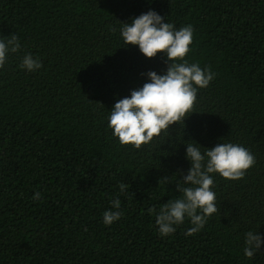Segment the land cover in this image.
Masks as SVG:
<instances>
[{"label":"trees","instance_id":"obj_1","mask_svg":"<svg viewBox=\"0 0 264 264\" xmlns=\"http://www.w3.org/2000/svg\"><path fill=\"white\" fill-rule=\"evenodd\" d=\"M150 9L192 24L190 56L217 76L183 126L137 150L119 145L105 116L142 73L166 70L162 54L122 47L115 30ZM12 34L43 67L26 73L13 55L0 70V264H264V252L241 251L248 228L264 235V0H0V36ZM221 137L249 147L256 165L217 177L218 213L200 233L182 225L160 237L147 209L180 194L181 140ZM120 182L123 215L105 226Z\"/></svg>","mask_w":264,"mask_h":264},{"label":"clouds","instance_id":"obj_2","mask_svg":"<svg viewBox=\"0 0 264 264\" xmlns=\"http://www.w3.org/2000/svg\"><path fill=\"white\" fill-rule=\"evenodd\" d=\"M115 30L122 47L137 46L147 58L162 54L167 67L161 74L156 71L141 74L147 76V82L131 89L130 95L119 98L108 109L107 128L121 146L137 150L142 146H157L172 125L183 126L186 117L198 112L199 91L207 88L217 73L210 65L202 66L200 61L191 58L195 38L192 24L177 27L150 9L130 22L119 21ZM13 55L19 58L18 68L26 73L38 72L43 67L38 55L24 51L17 34L0 36V70L5 69ZM181 142L186 145L185 159L190 167L182 181L174 179L180 194L147 209L155 219V232L162 238L171 237L182 225H187L183 230L185 236L200 233L218 213L217 177L240 180L256 165V157L249 147L227 137H221L213 147H204L194 140ZM118 188L119 193L110 200V208L102 213L105 226L118 222L123 215L119 195L126 194L128 185L120 182ZM32 199L40 200L41 193L36 192ZM259 228H248L242 233L241 251L247 260L264 252V235Z\"/></svg>","mask_w":264,"mask_h":264}]
</instances>
